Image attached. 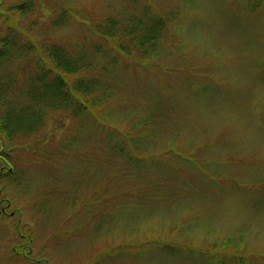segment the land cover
<instances>
[{
	"label": "rangeland",
	"instance_id": "rangeland-1",
	"mask_svg": "<svg viewBox=\"0 0 264 264\" xmlns=\"http://www.w3.org/2000/svg\"><path fill=\"white\" fill-rule=\"evenodd\" d=\"M141 20L157 49L122 42ZM11 30L21 92L48 47L110 89L0 124V264H264V0H0Z\"/></svg>",
	"mask_w": 264,
	"mask_h": 264
},
{
	"label": "trees",
	"instance_id": "trees-1",
	"mask_svg": "<svg viewBox=\"0 0 264 264\" xmlns=\"http://www.w3.org/2000/svg\"><path fill=\"white\" fill-rule=\"evenodd\" d=\"M25 7H19L21 14H25ZM164 20V19H163ZM158 20L154 24L146 23L144 20L135 23L133 27L124 25L120 27L121 40L123 43L131 41V46L144 47L150 45L152 49H157L161 35L159 37V31L163 29L162 21ZM109 30L106 32L115 31L113 26L110 25ZM150 33V34H149ZM15 31H10V34L6 36L1 42L0 48V124L2 131L8 134L9 138L15 135H28L30 134V128H27L29 122L33 120L37 114L44 118V114L47 111L58 109L61 105L67 104L73 97L77 98V110H80L79 105L83 107V110H88L95 104L106 101L109 97V85L98 86L87 79L82 73L83 70L90 67V63H84L83 57L78 56L77 59L67 58L66 55L59 56V53H52V48L48 47L46 50L48 63L43 59L39 68V74L32 76V93L28 94L25 91L21 92L16 84V79L13 75L3 74L5 65L9 62H14L20 59L25 51L32 52L33 47H28L25 42L16 37ZM115 36L117 33H113ZM113 40H116L112 34H104ZM150 35V36H149ZM123 36V37H122ZM131 46L123 47L125 51L130 52ZM35 47V46H34ZM54 47V46H53ZM90 69V68H89ZM73 74L83 75L73 81V85H70L66 75ZM29 97V102L24 103L23 99ZM22 98V99H21ZM21 99V100H20ZM88 101V105H83V100ZM7 125L6 129L4 126Z\"/></svg>",
	"mask_w": 264,
	"mask_h": 264
},
{
	"label": "water",
	"instance_id": "water-1",
	"mask_svg": "<svg viewBox=\"0 0 264 264\" xmlns=\"http://www.w3.org/2000/svg\"><path fill=\"white\" fill-rule=\"evenodd\" d=\"M32 264H41V263H39V262H33Z\"/></svg>",
	"mask_w": 264,
	"mask_h": 264
},
{
	"label": "flooded vegetation",
	"instance_id": "flooded-vegetation-1",
	"mask_svg": "<svg viewBox=\"0 0 264 264\" xmlns=\"http://www.w3.org/2000/svg\"><path fill=\"white\" fill-rule=\"evenodd\" d=\"M2 211L5 212V208Z\"/></svg>",
	"mask_w": 264,
	"mask_h": 264
}]
</instances>
